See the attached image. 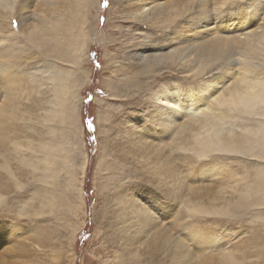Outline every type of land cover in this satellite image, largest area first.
<instances>
[{
    "label": "rangeland",
    "instance_id": "1",
    "mask_svg": "<svg viewBox=\"0 0 264 264\" xmlns=\"http://www.w3.org/2000/svg\"><path fill=\"white\" fill-rule=\"evenodd\" d=\"M58 1L65 35L44 44L37 31L60 18ZM174 1L187 7L162 21ZM202 1L0 0L12 10L0 25V264H264V148L226 146L261 136L264 103L202 116L214 122L154 109L156 92L195 86L229 61L264 77V52L236 51L196 78L169 68V56L193 57L216 34L264 36V8L245 27L216 16L257 0Z\"/></svg>",
    "mask_w": 264,
    "mask_h": 264
},
{
    "label": "bare ground",
    "instance_id": "2",
    "mask_svg": "<svg viewBox=\"0 0 264 264\" xmlns=\"http://www.w3.org/2000/svg\"><path fill=\"white\" fill-rule=\"evenodd\" d=\"M202 5H205V7L208 6V2L206 0L202 1ZM216 3L218 4H226L223 0H216ZM174 4H176L178 7V10H175L174 8L170 9H163L161 12L158 13L157 16H164L163 20L164 22H170L171 18L174 16H177V14H181L184 12V7L186 8V5H181V1H174ZM255 4V5H254ZM58 8L56 9V14L60 18H57L55 23L51 26L45 25L44 27H40L38 36L41 35V38L43 39V43L56 41V45H61L62 39L65 35L66 30V23H63V17L62 12L60 10V2L57 3ZM252 10L247 9L244 6H240L236 8V11H233L230 15L224 16V15H216L221 18L222 20L224 17H227V19L230 18H237L238 22L234 21L233 25H237L238 27L242 25L250 26L254 22H256L259 19V12L261 9L264 8V2L263 0H257L256 2L253 1L250 7ZM177 11V14L176 12ZM202 12V11H201ZM12 10L7 9L5 5H2V8H0V25L2 28L6 25L5 23H2V18L5 16L10 19L11 22V16ZM234 15V16H232ZM211 18V15L209 13H200V16L197 17L198 20H209ZM11 24V23H10ZM26 23H24L23 19H19L18 26L19 28H24ZM194 23L189 25L188 31L192 28L194 30L195 28ZM236 26V27H237ZM12 27V24H11ZM233 27V26H232ZM33 27L32 25L29 27ZM28 28V29H29ZM32 29V30H33ZM28 33L30 31H27ZM32 33V32H31ZM203 33V32H202ZM179 34V31L177 32ZM199 34V32H198ZM200 35V34H199ZM179 38L183 39V34L179 35ZM262 40H264V36L262 37V33L255 31L253 33H247L245 37H241V35L236 36H226L222 34H216L215 36L204 39L203 42L198 43V46L191 47L192 51H196L195 55L191 57V55H188L189 57L183 56L182 51H177V54H174V56L170 57V69L174 68L175 65H182L181 69H187V70H195L192 78L199 77L201 75L206 67L205 65L207 63H213L216 61H227L232 56L235 55L236 51L238 54H243L245 57L253 58L255 56H260L262 52H264V48L262 49L260 47V44H262ZM77 41V40H76ZM60 48H58V51ZM168 60V59H167ZM183 62V63H181ZM197 62H200V67L192 68L194 64ZM228 62V61H227ZM175 63V65H174ZM240 63V62H239ZM238 63V64H239ZM229 65L232 67H226L220 71V73L214 75V79L210 80L205 84V81H202L198 78L194 79L196 80L195 86L193 85H187L184 87L176 88L175 90L166 89L156 92L155 97V104L156 106L154 109L157 111H161V117L165 119L166 121L171 122H214V120L210 118H204L203 115H206L207 117H210V114L207 113L208 111L211 112H217L218 110L226 112L235 109L241 110H254L257 104L264 103V77L260 75L261 71H259V67L257 64L252 66V64L246 62L240 64L239 67H236L232 62H228ZM214 65V63H213ZM212 65V66H213ZM234 65V66H233ZM207 66V65H206ZM211 68V67H210ZM209 69V68H208ZM207 69V70H208ZM3 80L6 81L8 78H10L9 73L7 75L5 72H9L6 70V68L3 69ZM231 81V83L225 84L228 81ZM198 81V82H197ZM204 84V87L201 89L200 85ZM216 90V91H215ZM215 91V92H214ZM212 92L214 94L210 95ZM211 96V97H210ZM206 97H209L210 102L207 103V105L203 108L202 112L201 110L197 109L199 106V103L203 101ZM228 107L227 109H224ZM234 107V108H233ZM224 109V110H222ZM201 112V113H200ZM218 114L214 117L225 119V114ZM253 112V111H252ZM230 113V112H229ZM200 114V115H198ZM264 114V112H263ZM230 116V115H229ZM185 119V120H184ZM241 121V120H240ZM248 121V120H246ZM245 127V126H243ZM249 128V127H248ZM260 130V129H258ZM261 136L258 131L256 132V135L253 136L251 139H248L244 142H241L240 145L231 146L229 144H226L230 149L229 151H235V152H243L248 153L251 152L253 154H256L254 152V146L259 148V151L257 153L261 154L262 149L264 148V126L261 128ZM219 135V134H217ZM219 141L216 142L218 146L222 147L223 139H220L219 136H217ZM252 145H248V144ZM213 145H211V148ZM221 151H224L225 149H219ZM85 168V165L82 167Z\"/></svg>",
    "mask_w": 264,
    "mask_h": 264
},
{
    "label": "snow or ice",
    "instance_id": "3",
    "mask_svg": "<svg viewBox=\"0 0 264 264\" xmlns=\"http://www.w3.org/2000/svg\"><path fill=\"white\" fill-rule=\"evenodd\" d=\"M184 23H187V21H185ZM214 78H215L214 75L209 74V76L205 77V84H206L207 82H209L210 80L214 79ZM200 87H201V89H202V88L204 87V84H201Z\"/></svg>",
    "mask_w": 264,
    "mask_h": 264
}]
</instances>
